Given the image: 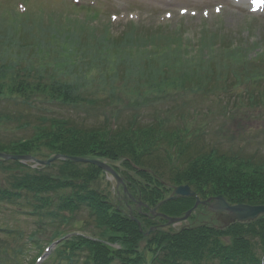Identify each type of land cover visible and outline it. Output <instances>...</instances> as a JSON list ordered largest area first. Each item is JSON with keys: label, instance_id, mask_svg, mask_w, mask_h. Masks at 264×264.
<instances>
[{"label": "trees", "instance_id": "1", "mask_svg": "<svg viewBox=\"0 0 264 264\" xmlns=\"http://www.w3.org/2000/svg\"><path fill=\"white\" fill-rule=\"evenodd\" d=\"M29 20L28 14L0 26V153L107 161L131 195L121 205L111 202L101 191V170L90 164L0 160V210L37 217L38 229L26 238L36 256L57 242L42 264H264V215L225 227L158 228L145 237L164 221L136 208L161 203L158 213L181 217L193 198L164 201L183 185L200 200L222 196L230 205L264 206V159L211 144L205 130L191 129L185 111L169 108L181 92L185 103L188 94L204 102L223 96L222 117L230 120L245 109L262 114L264 34L232 41L210 31L192 44L176 33L165 36L160 26L140 33L130 23L115 34L86 22L68 27L48 19L31 27ZM157 103L148 118L153 123L144 122L141 109ZM50 106L84 116L81 122L56 117ZM79 216H85L81 226ZM18 235L14 240H23ZM23 251L0 245V264H19Z\"/></svg>", "mask_w": 264, "mask_h": 264}, {"label": "rangeland", "instance_id": "2", "mask_svg": "<svg viewBox=\"0 0 264 264\" xmlns=\"http://www.w3.org/2000/svg\"><path fill=\"white\" fill-rule=\"evenodd\" d=\"M239 1L235 4L232 0H0V26L2 29L10 28L8 26L16 20L14 16L26 9V15L29 14L30 19L28 26L31 27L37 26L36 22L45 24L48 19H51L53 25H57L60 24L62 17H65L67 26L69 23L86 22L87 25L98 30L108 26L116 34L122 33L130 23L138 25L140 33H147L160 26L165 29L163 31L165 36L175 39L177 35L179 36L177 39L181 37L183 42L190 40L192 44L198 42L200 35L203 33L210 34V31L219 32L229 40L232 39V41L233 38H239V40H246L248 37L252 39L260 38L264 34V10L259 9L251 12ZM82 7H88L91 10L86 11ZM182 9L185 10L183 14L181 12ZM216 10L219 12H216ZM174 33L176 35H173ZM221 42L227 44L224 38H221ZM17 50L14 49V52ZM120 83L121 81L117 82V85L119 86ZM181 94L180 92L175 95L174 100L176 102H174V105L170 104L169 108L177 106L178 111H185L184 113L187 115L186 121L192 123L191 129L199 127L205 130L209 136H207V139L215 146L235 150L237 154L245 155V157H254L257 160L264 159V112L259 114V109L255 107V109L253 108L254 110L245 109L240 118L237 117L235 120H230L224 115V118L222 117L223 107L226 104L223 96H210L204 102V100L201 101L196 99L195 96L188 94L187 98L191 99H187L185 103L180 101ZM157 106H159L158 103L157 105L141 109L145 114V119L148 120L144 122L153 123L148 118L152 114L154 107ZM229 106L231 104H227L226 110H228ZM46 110L49 113H56V117L68 118L71 116L77 119L78 122H81V117L84 116L82 112L77 116L72 110L63 106L52 108L50 106ZM172 111L174 112V109ZM100 120L103 122L105 118ZM27 162L32 163L27 160L23 161L22 164ZM104 162L103 164L114 171L116 175L119 174L114 170L112 164ZM114 166L118 167L119 164H114ZM101 172L103 177L101 180V191L108 193V197L115 205L118 202L125 203L127 201L126 195H123L121 187H116L113 176L104 170ZM129 174L132 175L131 173ZM118 178L121 181V185H123L124 179L120 175ZM209 214L206 211L197 210L193 214L195 217L194 221H191L192 219L190 218L172 227H167L165 230L176 231L183 226L203 222L215 227L223 225L222 217H225L224 215H215L213 217ZM79 218L81 226L85 216H79ZM36 220H38L37 217H25L11 209L0 210V245L5 246L8 244L9 247H23L25 251L20 255L22 262L19 264H42L49 254V252L44 253L41 261L37 262L36 249L32 248L26 240L28 235L38 229L37 225L39 224H37ZM40 224L42 225L43 223L40 221ZM56 228H58V224L51 226L50 229H45L39 235L41 240L48 237L50 232ZM6 229L13 231L14 234L4 237L3 235L5 234L3 232ZM20 233L24 235L23 240H14L13 236L18 237ZM48 247L50 251L53 249L51 246ZM0 261L3 262L2 255H0Z\"/></svg>", "mask_w": 264, "mask_h": 264}, {"label": "water", "instance_id": "3", "mask_svg": "<svg viewBox=\"0 0 264 264\" xmlns=\"http://www.w3.org/2000/svg\"><path fill=\"white\" fill-rule=\"evenodd\" d=\"M59 158L67 159L74 163H84V164H92L97 166L99 169L104 170L110 173L116 180L117 184H120L121 181L117 177V175L106 165L99 161L83 159V158H75V157H60L55 156L46 162H39L35 161L39 165L49 166L52 162L57 161ZM0 159L3 160H12V161H27L32 160L30 157H23V156H9L6 154H0ZM177 198H195V203L193 207L184 214L181 218H170L164 215H157L155 214L156 207L151 211V214L155 217L159 216L163 220L166 221V226H170L172 224L180 223L185 221L191 213L198 207V206H207V209L210 213L224 215L226 225L230 223H246L256 220L259 216L264 214V206H248V205H229L222 196H218L216 198H211L206 201H200L196 194L188 187V186H179L173 189L171 195L167 198L166 201H174ZM151 231H154L152 229Z\"/></svg>", "mask_w": 264, "mask_h": 264}, {"label": "snow or ice", "instance_id": "4", "mask_svg": "<svg viewBox=\"0 0 264 264\" xmlns=\"http://www.w3.org/2000/svg\"><path fill=\"white\" fill-rule=\"evenodd\" d=\"M252 4H253L254 6H255V5H261V6H264V0H252ZM252 10L255 11L256 8L253 7ZM183 11H185V10L182 9V13H183Z\"/></svg>", "mask_w": 264, "mask_h": 264}]
</instances>
